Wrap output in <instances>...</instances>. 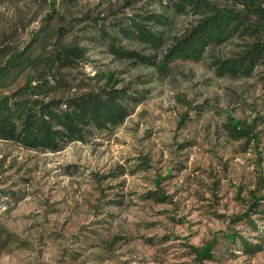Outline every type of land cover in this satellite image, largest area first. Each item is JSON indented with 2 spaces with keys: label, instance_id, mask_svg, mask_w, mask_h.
Returning a JSON list of instances; mask_svg holds the SVG:
<instances>
[{
  "label": "rangeland",
  "instance_id": "1",
  "mask_svg": "<svg viewBox=\"0 0 264 264\" xmlns=\"http://www.w3.org/2000/svg\"><path fill=\"white\" fill-rule=\"evenodd\" d=\"M205 1L243 11L241 0ZM179 3L190 2L0 0V48L39 60L0 96L37 77L60 44L78 45L80 56L59 69L67 84L49 97L67 99L114 79L143 95L120 125L95 131L86 144L52 153L0 141V264H264V249L245 254L226 237L235 232L264 245L239 217L264 195V64L247 77L217 68L250 36L173 59L169 50L210 12ZM133 22L161 42L125 36L121 27L135 32ZM110 43L154 64L119 57ZM237 127L248 132L239 137ZM208 244L212 260L199 258L195 249Z\"/></svg>",
  "mask_w": 264,
  "mask_h": 264
},
{
  "label": "trees",
  "instance_id": "2",
  "mask_svg": "<svg viewBox=\"0 0 264 264\" xmlns=\"http://www.w3.org/2000/svg\"><path fill=\"white\" fill-rule=\"evenodd\" d=\"M190 3L178 4V8L194 5L208 12L199 19L187 36L179 40L169 53L173 59L196 58L209 44H222L234 36H250L242 53L235 57L220 60L217 66L224 74L234 77H247L258 64H264V7L258 0H241L244 11L218 10L205 0H188ZM215 8V9H214ZM247 17L256 19L254 25L247 22ZM146 20L165 23L157 15L149 14ZM136 31L121 27L125 36H138L155 46L162 38L151 33L138 22H133ZM111 52L119 57L132 58L137 64H154L150 57L134 51L121 49L109 44ZM80 56L78 45L60 44L56 54L43 59V70L37 77L30 76L26 82L11 93L0 96V141L14 143L24 149L39 152H58L73 142L88 143L94 132L120 125L140 103L141 92L129 85L117 86V79L107 77L105 86L97 90H88L67 99L49 97V95L67 84L60 76V68L71 67ZM39 60L35 56L23 55L0 48V87L13 84L26 70L37 69ZM35 81V83H33ZM237 136L242 137L248 129L237 127ZM253 213L244 217L254 228L261 232L264 242V230L257 221L264 222V195L252 202ZM251 214H256L252 218ZM229 241L240 247L245 254H254L264 249L261 242H252L235 232L226 235ZM0 240V252L3 250ZM212 244L195 251L199 258L212 260Z\"/></svg>",
  "mask_w": 264,
  "mask_h": 264
}]
</instances>
